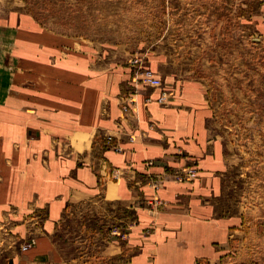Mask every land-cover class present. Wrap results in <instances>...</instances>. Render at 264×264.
I'll return each mask as SVG.
<instances>
[{
	"label": "crops",
	"instance_id": "crops-1",
	"mask_svg": "<svg viewBox=\"0 0 264 264\" xmlns=\"http://www.w3.org/2000/svg\"><path fill=\"white\" fill-rule=\"evenodd\" d=\"M103 1L135 31L101 49L0 0V264H261L240 252L264 244V154L258 173L250 161L257 139L264 148V104L250 99L264 76V0ZM133 42L143 48L121 46ZM137 56L166 104L115 62ZM186 168L197 177L176 181ZM117 211L131 213L126 225H111Z\"/></svg>",
	"mask_w": 264,
	"mask_h": 264
},
{
	"label": "rangeland",
	"instance_id": "rangeland-1",
	"mask_svg": "<svg viewBox=\"0 0 264 264\" xmlns=\"http://www.w3.org/2000/svg\"><path fill=\"white\" fill-rule=\"evenodd\" d=\"M12 1L9 2L11 5ZM15 5V10L22 12V10L27 9L34 16V18L49 28L52 31L59 32L61 34L72 37L76 40L84 39H93L97 42V46L103 48L102 42L104 40H117L123 39L128 36V33H134L133 28H128L127 24L123 27H120L119 18H114V6H118V2L108 1V12L105 13L104 10V1L103 0H23L22 2H17ZM263 3L262 0H255L256 7ZM12 7V6H9ZM7 12L0 11V15H5ZM110 24V26L105 27V23ZM116 24V27L113 25ZM138 32V31H137ZM122 35V36H121ZM124 46L127 51H132L135 49L141 48L143 45H138L136 42L131 44L121 45ZM141 46V47H140ZM145 46V45H144ZM143 48V47H142ZM117 60V61H116ZM116 64L129 65L130 58L127 59H116ZM7 55L3 53L0 48V81L7 78ZM114 63V60H113ZM148 64V63H147ZM264 76H256L254 83V92L250 93V99H254L256 104L262 106L264 104ZM242 98V95L241 97ZM251 110V109H250ZM256 131L257 138L258 135H262L263 131V116L264 109L256 107ZM260 132V133H259ZM263 142V140L259 141ZM260 145V144H259ZM258 145L255 149V157L250 156V161L256 162V173H258V161L261 154H264V148L262 149ZM254 166V165H253ZM124 209V208H123ZM130 212L132 210H129ZM123 213V212H121ZM121 216V217H120ZM128 218H125L124 215L120 214V211L111 214V225L118 226L119 224L126 225L131 219V213H129ZM120 218L123 219L120 221ZM122 222V223H121ZM31 238V237H30ZM258 240L260 243L264 240ZM26 241V240H25ZM264 243V241H263ZM22 244V243H21ZM249 248V250H248ZM246 250L240 252V259L249 260L252 257L253 259L260 261L261 264H264V244L261 247H255L252 252V247H248ZM256 253L255 255H253Z\"/></svg>",
	"mask_w": 264,
	"mask_h": 264
},
{
	"label": "built area",
	"instance_id": "built-area-1",
	"mask_svg": "<svg viewBox=\"0 0 264 264\" xmlns=\"http://www.w3.org/2000/svg\"><path fill=\"white\" fill-rule=\"evenodd\" d=\"M130 64L133 66V68H135V71H136V74H137L139 80L144 85H148L150 87L160 89V94H159L158 98L156 99V101L160 104H166L168 95H167L166 90L164 89L163 81L161 80L160 77H158L156 75V73L152 69H150L146 65V59L142 56H137V57L130 59ZM128 109H129V106L127 103L122 105L123 111L126 112ZM105 143L108 147H110L114 150H117V151L120 150V148L117 144L112 143V136L111 135H108L106 137ZM148 163L151 164L152 161H148ZM117 171L118 170L113 172L114 176L117 175ZM195 177H197V173H196V170L193 168L181 169L180 171L173 173V178L176 181L192 180ZM160 183H161V180L158 179V177H156L151 181V186L154 189H157L159 187ZM149 203L155 209L161 205V201L158 199L149 200ZM124 235L125 234L122 233L121 237H124ZM34 244H35V238L31 237L21 244V250L26 251V250L30 249ZM193 264H215V263L211 262V261H195Z\"/></svg>",
	"mask_w": 264,
	"mask_h": 264
}]
</instances>
